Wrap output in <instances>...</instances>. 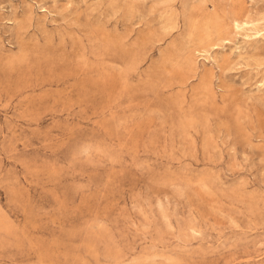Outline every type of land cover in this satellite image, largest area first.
Masks as SVG:
<instances>
[{"label":"rangeland","instance_id":"rangeland-1","mask_svg":"<svg viewBox=\"0 0 264 264\" xmlns=\"http://www.w3.org/2000/svg\"><path fill=\"white\" fill-rule=\"evenodd\" d=\"M0 264H264V0H0Z\"/></svg>","mask_w":264,"mask_h":264},{"label":"bare ground","instance_id":"bare-ground-1","mask_svg":"<svg viewBox=\"0 0 264 264\" xmlns=\"http://www.w3.org/2000/svg\"><path fill=\"white\" fill-rule=\"evenodd\" d=\"M236 27L238 28V27H239V25H236Z\"/></svg>","mask_w":264,"mask_h":264}]
</instances>
